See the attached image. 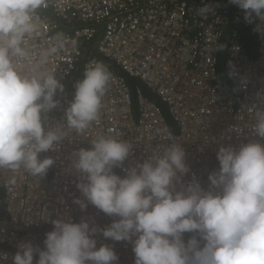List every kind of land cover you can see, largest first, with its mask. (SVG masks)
<instances>
[{
  "label": "clouds",
  "instance_id": "9594fccd",
  "mask_svg": "<svg viewBox=\"0 0 264 264\" xmlns=\"http://www.w3.org/2000/svg\"><path fill=\"white\" fill-rule=\"evenodd\" d=\"M230 3L243 10L245 21L258 20L254 30L264 35V0H227L223 9L226 29L215 66V84L227 92L232 89L228 61L244 56L247 61L256 60L260 43L245 23L234 21ZM44 4L45 0H0V169L23 167L35 177L45 176L54 164L52 158L41 159L40 154L54 151L68 135L62 125L48 130L44 126L43 114L57 107L54 97L64 90L55 72L29 66L22 73L16 59L28 55L27 40L38 30L34 14L51 16L49 9H41ZM198 11L206 15L212 9L205 6ZM234 32L238 49L229 52ZM244 36L252 39L255 58L243 48ZM221 56L225 83L217 80ZM101 59L99 56L90 62L83 79L75 84L73 99L65 111L68 130L83 132L99 118L102 97L111 79L107 67L98 62ZM129 81L135 86L131 87ZM127 83L134 118L138 120L135 90L139 89L143 98L160 108L169 130L179 134L167 106L154 92L137 79ZM243 120L253 121L246 138L235 128L245 144L219 147L216 163H208L214 158L209 156L208 182L203 184L194 177L187 184L183 182L189 169L185 150L178 144L124 169L122 178L121 172L113 169L129 157L132 145L104 136L91 141L90 150L74 153L73 167L82 177L77 188L84 197L74 203L82 211L89 210L86 217L94 223H108L110 217L118 219L103 229L87 220L78 221L76 216H72L73 221L51 220L53 230L46 233L44 248L26 239L18 245L12 264H34L35 257V264H117L113 247L97 246V233L106 240L131 243L135 264H264V109L255 110ZM43 219L47 221L48 216ZM185 234H190L187 240ZM7 259V254H0V264Z\"/></svg>",
  "mask_w": 264,
  "mask_h": 264
},
{
  "label": "built area",
  "instance_id": "2783aa9c",
  "mask_svg": "<svg viewBox=\"0 0 264 264\" xmlns=\"http://www.w3.org/2000/svg\"><path fill=\"white\" fill-rule=\"evenodd\" d=\"M226 4L227 0H45L41 9H49L51 16L34 14L38 30L27 40V57L16 59L22 73L29 66L55 72L64 90L54 97L57 107L43 114L44 126L48 130L62 125L68 135L54 151L40 154L41 159L54 160L45 176H32L23 167L0 169V254L8 257L4 264H12L18 245L26 239L43 249L46 233L53 230L51 220L73 221L72 216H76L78 221L87 220L103 229L118 219L94 223L86 217L89 210L82 211L74 203L84 200L77 188L82 177L73 167L74 153L90 150L91 141L98 137H114L132 145L129 157L113 169L120 171L122 178L124 169L142 164L152 155H162L172 144L182 146L189 169L182 177L185 184L193 177L200 184L208 182V163L217 162L219 147L245 144L235 128L242 138L248 137L253 121L243 118L264 109V35L254 30L258 20L245 21L243 10L230 3L234 21L245 23L258 36V55L253 61L245 56L228 61L230 92L215 84ZM205 6L212 11L201 15L198 9ZM232 36L229 52L238 49L235 32ZM99 56L111 63L106 66L111 79L99 118L83 132L68 130L65 111L75 84ZM129 79L141 81L161 99L180 128L179 134L169 130L160 108L143 98L139 89L135 90L138 120L133 117ZM211 155L214 158L207 163ZM189 235L185 234V240ZM94 238L98 247L107 244L114 248L117 264H135L131 243L106 240L100 233ZM35 259L38 257L34 264Z\"/></svg>",
  "mask_w": 264,
  "mask_h": 264
},
{
  "label": "trees",
  "instance_id": "16d2710c",
  "mask_svg": "<svg viewBox=\"0 0 264 264\" xmlns=\"http://www.w3.org/2000/svg\"><path fill=\"white\" fill-rule=\"evenodd\" d=\"M242 44H243V48L245 49L247 55L250 58H255L256 55H255V52L253 50L254 44L252 42V39H250L247 36H244V40H243ZM98 62H102L105 66H107V64H108V61H106L104 59L98 60ZM223 62H224V58H223V56H221L220 59H219L218 66H217V80H218V83H225L226 82L225 79H224V71H223V65H222ZM134 83L135 82H133V81H129V85L131 87L135 86Z\"/></svg>",
  "mask_w": 264,
  "mask_h": 264
},
{
  "label": "bare ground",
  "instance_id": "6f19581e",
  "mask_svg": "<svg viewBox=\"0 0 264 264\" xmlns=\"http://www.w3.org/2000/svg\"><path fill=\"white\" fill-rule=\"evenodd\" d=\"M168 120H170V119H168ZM189 139V137L187 136L186 137V140H188ZM183 141V140H182ZM184 142V141H183ZM68 186V188H70V186L69 185H67Z\"/></svg>",
  "mask_w": 264,
  "mask_h": 264
}]
</instances>
